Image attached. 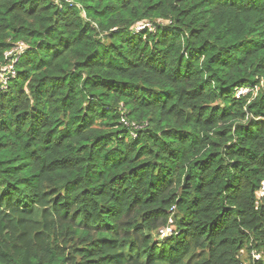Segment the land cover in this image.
Segmentation results:
<instances>
[{"label":"trees","instance_id":"trees-1","mask_svg":"<svg viewBox=\"0 0 264 264\" xmlns=\"http://www.w3.org/2000/svg\"><path fill=\"white\" fill-rule=\"evenodd\" d=\"M73 2L0 0V264H264V0Z\"/></svg>","mask_w":264,"mask_h":264},{"label":"built area","instance_id":"built-area-1","mask_svg":"<svg viewBox=\"0 0 264 264\" xmlns=\"http://www.w3.org/2000/svg\"><path fill=\"white\" fill-rule=\"evenodd\" d=\"M68 5L72 6L74 4L73 0H64ZM152 29L150 24H142L135 29V32H139L143 29ZM26 50V45L22 42L14 44L8 51L3 54L2 61L0 62V93H5L9 90L10 84L17 78L16 65L20 61L22 55ZM241 91H246L245 93H240ZM248 92L246 89L236 90V96L239 97ZM128 127L135 128L131 123H125ZM258 199L264 198V180L260 183V190L257 192ZM171 220L168 222V226L161 228L158 231L159 240L170 237L174 230L171 227ZM253 261L260 260L259 255L252 254Z\"/></svg>","mask_w":264,"mask_h":264},{"label":"rangeland","instance_id":"rangeland-1","mask_svg":"<svg viewBox=\"0 0 264 264\" xmlns=\"http://www.w3.org/2000/svg\"><path fill=\"white\" fill-rule=\"evenodd\" d=\"M134 33H136V32H134ZM246 91H241V92H239V94L240 93H245ZM242 260L243 261H245L246 260V254H245V252H243V254H242Z\"/></svg>","mask_w":264,"mask_h":264}]
</instances>
